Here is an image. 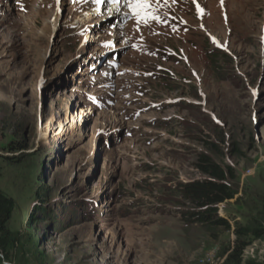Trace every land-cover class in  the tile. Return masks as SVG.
I'll return each mask as SVG.
<instances>
[{"label":"rangeland","instance_id":"obj_1","mask_svg":"<svg viewBox=\"0 0 264 264\" xmlns=\"http://www.w3.org/2000/svg\"><path fill=\"white\" fill-rule=\"evenodd\" d=\"M151 4L162 22L123 0H0L1 264H225L232 229L183 222L173 192L208 141L236 176L219 215L260 219L264 0Z\"/></svg>","mask_w":264,"mask_h":264},{"label":"trees","instance_id":"obj_2","mask_svg":"<svg viewBox=\"0 0 264 264\" xmlns=\"http://www.w3.org/2000/svg\"><path fill=\"white\" fill-rule=\"evenodd\" d=\"M203 147L205 152L197 154L193 163L194 169L201 175V178L176 182L173 186L174 194L182 200L179 204L183 207L179 210L181 220L185 223L197 224L209 231L217 229L230 231L232 229L233 246L225 264H264V262L243 258L244 250L252 242H264V196L260 200L259 217L261 220H253L245 225L233 223L231 228L229 220L219 215V206L236 199L235 172L232 167L221 162L224 154L216 143L204 142ZM21 148L19 141L9 140L6 143L7 152L1 154V157L8 162H17V154L14 156L7 153L18 152ZM229 154L241 156L235 145L230 146ZM10 209V199L0 193V262L7 260V250L11 241L4 227ZM29 210L30 207L27 208V215Z\"/></svg>","mask_w":264,"mask_h":264},{"label":"snow or ice","instance_id":"obj_3","mask_svg":"<svg viewBox=\"0 0 264 264\" xmlns=\"http://www.w3.org/2000/svg\"><path fill=\"white\" fill-rule=\"evenodd\" d=\"M115 2L119 3L121 0H115ZM156 2L158 3L159 0H156ZM123 3L131 10L138 22L147 24L150 19L162 22L160 17L154 14V11H148V9L152 7L151 0H123Z\"/></svg>","mask_w":264,"mask_h":264}]
</instances>
